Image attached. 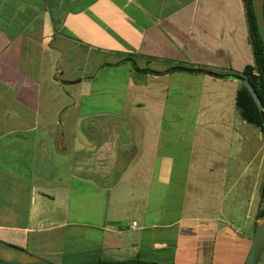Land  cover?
Listing matches in <instances>:
<instances>
[{
	"label": "crops",
	"instance_id": "obj_1",
	"mask_svg": "<svg viewBox=\"0 0 264 264\" xmlns=\"http://www.w3.org/2000/svg\"><path fill=\"white\" fill-rule=\"evenodd\" d=\"M252 64L242 0H0L16 245L58 264H244L240 82L174 68Z\"/></svg>",
	"mask_w": 264,
	"mask_h": 264
},
{
	"label": "rangeland",
	"instance_id": "obj_2",
	"mask_svg": "<svg viewBox=\"0 0 264 264\" xmlns=\"http://www.w3.org/2000/svg\"><path fill=\"white\" fill-rule=\"evenodd\" d=\"M240 115L238 118L233 121L235 122L240 128H241V146H243V152L241 154V161H243V173L247 174L251 173L253 174V206L256 210L253 211V217L254 222L258 219L260 211L264 210V133L261 132L258 128L255 126L248 124L244 122ZM243 132V134H242ZM233 151V147H230L228 145V149L226 151L227 154L231 153ZM238 169V168H237ZM6 167L3 166V163L0 164V240L3 242H6L8 244L16 245L17 239H14V236L19 238L21 236L20 233H14V220L13 217H9V206L8 203L12 200L14 201V184L12 182V177L10 174L6 171ZM5 171V172H4ZM255 203V204H254ZM242 213L244 216V210L242 209ZM8 214V215H7ZM238 215H241L240 212H238ZM3 217H7L8 220L4 221ZM244 221V217H243ZM256 221V222H257ZM255 222V223H256ZM251 222L249 221V230H248V236L251 239L253 235V228ZM75 227H72V232L75 233ZM19 244V242H17ZM19 247V246H17ZM22 248V247H20ZM246 248V246H245ZM29 252L32 255H35L39 258H42L48 262L55 263L53 260L55 257L49 256V257H43V255H36L32 252H35L33 250H27L26 248H22ZM73 257H69V262H75L73 261ZM58 264V263H55Z\"/></svg>",
	"mask_w": 264,
	"mask_h": 264
},
{
	"label": "trees",
	"instance_id": "obj_3",
	"mask_svg": "<svg viewBox=\"0 0 264 264\" xmlns=\"http://www.w3.org/2000/svg\"><path fill=\"white\" fill-rule=\"evenodd\" d=\"M247 26L248 37L251 44L253 54V64L247 65L245 68L238 71H215L210 68L203 67H183L177 66L174 69L206 74L218 79H235L240 82V87L236 93L235 106L239 112L241 119L264 133V47L259 36L255 17L253 15L251 1L242 0ZM247 81L255 91L261 109L256 105L248 90L244 87L243 82ZM264 215V210L260 211L258 219ZM95 264H162L157 262H147L139 259H130L125 261H104L99 260Z\"/></svg>",
	"mask_w": 264,
	"mask_h": 264
},
{
	"label": "water",
	"instance_id": "obj_4",
	"mask_svg": "<svg viewBox=\"0 0 264 264\" xmlns=\"http://www.w3.org/2000/svg\"><path fill=\"white\" fill-rule=\"evenodd\" d=\"M259 36L264 47V0H250ZM244 87L250 93L256 105L261 109L260 101L252 86L245 80ZM264 246V215L257 221L250 247L244 264H260ZM0 264H55L30 254L26 250L0 240Z\"/></svg>",
	"mask_w": 264,
	"mask_h": 264
},
{
	"label": "built area",
	"instance_id": "obj_5",
	"mask_svg": "<svg viewBox=\"0 0 264 264\" xmlns=\"http://www.w3.org/2000/svg\"><path fill=\"white\" fill-rule=\"evenodd\" d=\"M135 225H136V223H135V222H133V223H132V226H135Z\"/></svg>",
	"mask_w": 264,
	"mask_h": 264
}]
</instances>
